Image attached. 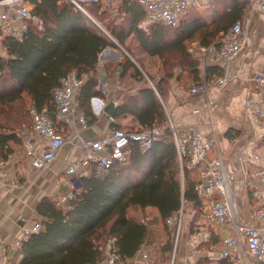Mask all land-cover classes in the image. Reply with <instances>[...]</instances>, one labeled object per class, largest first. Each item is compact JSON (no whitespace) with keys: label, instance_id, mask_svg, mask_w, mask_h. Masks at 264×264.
<instances>
[{"label":"trees","instance_id":"trees-1","mask_svg":"<svg viewBox=\"0 0 264 264\" xmlns=\"http://www.w3.org/2000/svg\"><path fill=\"white\" fill-rule=\"evenodd\" d=\"M31 1L33 12L44 22L43 29L30 24L24 40L5 37L8 56L0 54V159L5 160L14 151L12 143L23 142V128L31 122L29 108L25 121V116L12 109L13 104L27 93L31 105L55 122L53 90L61 79L74 69L79 77L93 72L103 49L115 45L97 23L121 44L135 33L146 52L163 58L166 77L181 68L197 78L200 63L188 50L187 41L199 36L202 43L210 44L219 32H226L243 16L247 6L244 0H216L211 21L196 16L176 25L155 24L146 32L138 27L146 16L139 0H121L114 17L100 4H85L97 23L68 0ZM126 62L144 78L129 57ZM146 82L136 95L124 99L116 115L131 113L147 127L164 126L163 138L148 150L133 143L128 163L115 162L105 175L79 177L66 206L57 207L50 198L43 199L38 208L44 217L43 228L23 240L21 258L12 264H102L106 259L105 243L111 236H116L118 251L127 259L149 240L148 225L129 216L131 206L156 207L166 222L178 214L183 201L202 205L190 170L185 168L183 176L180 174L177 148L156 93L157 89L163 94L164 88L155 83V89ZM94 85L90 78L81 92L82 107L92 120L95 115L87 101L98 93ZM169 245L172 247L174 241L170 240Z\"/></svg>","mask_w":264,"mask_h":264},{"label":"crops","instance_id":"crops-1","mask_svg":"<svg viewBox=\"0 0 264 264\" xmlns=\"http://www.w3.org/2000/svg\"><path fill=\"white\" fill-rule=\"evenodd\" d=\"M215 1L200 0L199 5L183 12L179 21L196 16L211 21L215 15ZM244 1L247 2V6L243 16L238 20L243 21L246 36L244 49L236 57L227 63L215 61L211 54L202 58L199 50L191 51L190 47L208 44L202 43L199 36L187 41L188 50L200 63L197 78L191 71L181 68H176L172 76L166 77L163 58L146 52L135 33L125 38V44H121L105 32L115 45L104 48L94 71L82 75L83 84L74 91L75 106L68 119L61 121L54 114V123L64 138V144L56 157L44 167L34 166L33 156L43 154L49 147V140L35 136L32 131L25 132V126L22 132L23 142H13L14 151L9 158L0 159V264H12L14 260L21 258L20 247L15 245V240H25V230L31 229L36 221H43L44 217L38 210L43 199L48 197L53 201L69 193L73 194L75 188L71 184L72 177L66 170L74 163H81L82 139L98 140L110 136L118 127L128 130L147 127L140 124L137 117L131 113L116 115L117 108L124 103V99L136 95L147 84L146 81L155 89V83H160L164 88L163 94L157 89L156 93L168 120H172L177 127L201 126L205 138L212 134L219 137L228 169L235 171L237 180L241 179L240 193L236 192L237 182L234 188L240 206L239 220L248 221L252 225L259 224L250 206L255 200L246 185L245 176L258 168L251 159L253 154L257 153L264 157V129L255 123L246 101L250 97L257 102L264 100L262 89L255 79L257 72L264 67V13L255 9L256 0ZM30 7L32 10L35 7L31 0ZM4 9V6H0V14ZM121 20L119 17L118 22ZM222 34L223 31L219 32L213 42L222 38ZM3 40L4 37L0 35V54L8 56ZM126 57L132 60L144 78H141L135 67L127 66ZM72 72L77 73V70L74 69ZM223 74H227L229 80L220 88L215 80ZM90 78L95 81L93 89L98 92L87 101L95 115L93 120L86 116L81 101L82 87ZM166 78L168 82H164ZM104 81L109 84L107 94L100 89V84ZM202 82L209 84L206 91L196 93L189 91V87L194 83ZM24 96L29 98L30 108L32 98L27 93H24ZM110 102L115 104L114 114L105 111ZM82 114L87 118L86 124L80 120ZM31 123L32 121L28 127ZM28 137L35 139L34 154L25 151V138ZM214 156L213 151L208 154V158ZM87 170L90 175L97 172V167L92 165ZM200 171L199 167L190 171L194 182L199 178ZM187 204L176 248L169 245L170 240L174 241V226L164 221L158 208L131 206L129 216L139 220L142 216L145 217L144 223L149 228V240L133 257L127 258L124 264H139L141 250L150 251L160 264H227L228 260L221 255V240L226 236L235 235L234 227L209 222L205 218L206 209L203 201L198 207L193 202ZM144 212L147 216L143 215ZM202 227L210 230L209 239L197 237L196 232ZM255 264L262 263L256 261Z\"/></svg>","mask_w":264,"mask_h":264},{"label":"built area","instance_id":"built-area-1","mask_svg":"<svg viewBox=\"0 0 264 264\" xmlns=\"http://www.w3.org/2000/svg\"><path fill=\"white\" fill-rule=\"evenodd\" d=\"M68 1L89 17L91 15L85 8V4L88 3L100 4L111 12L118 10L117 0ZM139 1L146 8L145 18L138 24V27L144 31H149L150 27L155 24L176 25L183 12L200 4V0ZM0 6L5 7L0 14V35L4 38L12 36L20 41L24 40L30 24L38 29H43L44 22L31 9L30 0H0ZM254 7L259 12L264 13V0H256ZM97 24L102 28L99 23ZM104 32L107 31L104 30ZM245 36L244 23L242 20H237L226 32H223L222 38L208 45L191 46L190 50H199L202 58L211 54L215 61L227 63V61L242 52ZM255 79L264 95V67L257 72ZM228 80L227 74H223L216 78L215 83L223 88ZM82 84V78L76 72H70L54 88L53 102L59 120L68 119V115L75 106L74 91ZM208 85L207 82L194 83L189 87V91L192 93L206 91ZM100 89L107 94L109 90L108 82H102ZM246 103L255 123L264 129V100L257 102L250 97ZM29 111L32 123L30 127L26 126L24 131L27 133L32 131L35 136L49 140L47 150L41 155L33 156V165L41 168L48 165L56 157L58 150L64 144V138L45 111H39L33 105L30 106ZM80 120L83 124H86L85 114L80 116ZM168 126L177 148L181 172L184 173L185 168L190 171L198 167L201 169L199 178L195 180L194 191L205 205V218L211 223L228 224L235 229V235L226 236L221 240L222 257L228 260L227 264H255L256 261L264 264V157L259 156L257 153L253 154L251 159L258 165V168L252 173L248 172L245 176L246 185L255 200V203L250 206L259 222L258 225H252L248 221L239 220L240 206L234 193L237 178L235 171L227 167L219 137L212 134L205 138L201 126L179 128L170 119ZM164 132V126L159 125L137 130L118 127L113 130L110 136L98 140L82 139L81 163H74L66 170V173L72 177V186L76 188L78 178L89 175L87 169L92 165L97 167L96 174L102 176L109 171L115 162L128 163L133 143H138L144 150L151 149L156 141L163 138ZM33 137L25 138L24 147L29 154L35 152V139ZM212 151L215 152V156L208 158V154ZM72 196L73 194L69 193V195L56 198L53 201L57 207H64ZM183 213L184 201L178 214L172 215L166 220L167 224L174 226L175 248L178 244ZM140 220L142 222L146 221L143 216ZM42 228V221H36L31 229L25 230V237L27 238L30 234L41 231ZM196 235L202 239H209L211 232L208 228L202 227L196 232ZM116 240V236H111L105 243V264H124L126 260L120 255ZM22 244L23 240H15L17 247H21ZM139 264L160 263L150 251L141 250Z\"/></svg>","mask_w":264,"mask_h":264},{"label":"rangeland","instance_id":"rangeland-1","mask_svg":"<svg viewBox=\"0 0 264 264\" xmlns=\"http://www.w3.org/2000/svg\"><path fill=\"white\" fill-rule=\"evenodd\" d=\"M119 2H120V0L117 1V4H118V5H117V8L120 7ZM101 7H102V9H105L103 6H101ZM107 13L110 15V17H114V16L118 13V10L115 11V12L108 11ZM133 54H134V52H133ZM136 54H137V53H136ZM134 56H135V54H134ZM29 105H30V100H29V98L26 97V96H24L23 100L16 101V102L13 104L12 109H13L16 113H18V114L21 113V115L25 116V121H27V118H28L27 110H28V108H29ZM167 120H168V118H167ZM168 124H169V120H168ZM179 167H180V165H179ZM179 170H180V174L183 176V173L181 172V167L179 168ZM241 187H242L241 179L238 178V180H237V185H236V192H237V193H240L239 191H240V188H241ZM187 207H188L187 202H186V203L184 202V210H186ZM143 215H146V216H147V214H146L145 212H144ZM150 215L152 216V213H150Z\"/></svg>","mask_w":264,"mask_h":264},{"label":"water","instance_id":"water-1","mask_svg":"<svg viewBox=\"0 0 264 264\" xmlns=\"http://www.w3.org/2000/svg\"><path fill=\"white\" fill-rule=\"evenodd\" d=\"M93 19V18H92ZM94 20V19H93ZM95 21V20H94ZM115 110V104L114 102H110L106 107L105 111H108L110 114H114Z\"/></svg>","mask_w":264,"mask_h":264}]
</instances>
